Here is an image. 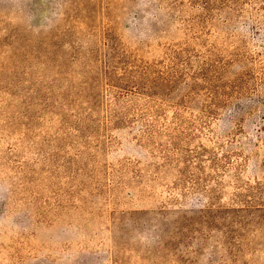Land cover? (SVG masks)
<instances>
[{"label":"rangeland","instance_id":"obj_1","mask_svg":"<svg viewBox=\"0 0 264 264\" xmlns=\"http://www.w3.org/2000/svg\"><path fill=\"white\" fill-rule=\"evenodd\" d=\"M0 264H264V0H0Z\"/></svg>","mask_w":264,"mask_h":264}]
</instances>
